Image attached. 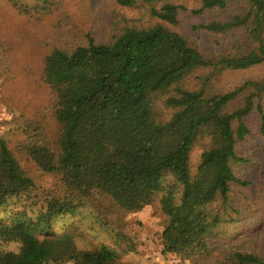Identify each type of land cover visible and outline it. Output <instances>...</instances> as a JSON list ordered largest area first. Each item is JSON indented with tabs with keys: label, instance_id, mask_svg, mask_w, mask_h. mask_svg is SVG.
I'll list each match as a JSON object with an SVG mask.
<instances>
[{
	"label": "trees",
	"instance_id": "obj_1",
	"mask_svg": "<svg viewBox=\"0 0 264 264\" xmlns=\"http://www.w3.org/2000/svg\"><path fill=\"white\" fill-rule=\"evenodd\" d=\"M135 1L116 3L130 8ZM17 2V8L26 6ZM200 3L196 13L236 7L228 20L199 29L216 35L240 30L249 49L205 59L166 27L178 25L179 7L163 3L149 11L158 20L153 26L113 27L104 41L87 36L85 45L54 48L44 57L42 79L60 134L55 148L32 144L26 150L41 171L58 178L59 189L38 195L0 137V242L18 245L17 252L0 251V264H114L111 249L80 250L75 233L56 226L99 198L120 211L138 212L160 195L166 218L162 253L186 259L209 252L230 206V184L247 185L236 178L234 166L244 162L236 146L249 135L244 119L254 110L264 147V79L225 93L204 86L222 72L264 64V0ZM203 69L209 74L200 78L201 87L188 89L189 76ZM239 97L241 105L227 111ZM159 100L170 111L164 119L156 110ZM199 139L207 147L191 172L189 156ZM225 262L264 264V259L232 252Z\"/></svg>",
	"mask_w": 264,
	"mask_h": 264
},
{
	"label": "rangeland",
	"instance_id": "obj_2",
	"mask_svg": "<svg viewBox=\"0 0 264 264\" xmlns=\"http://www.w3.org/2000/svg\"><path fill=\"white\" fill-rule=\"evenodd\" d=\"M17 1L26 6L17 8ZM200 1L136 0L134 6L123 8L116 0H0V137L33 180L38 195L45 197L59 189L58 178L41 171L26 150L32 144L55 148L60 134V126L52 116L51 95L42 79L44 57L54 48L85 45L87 36L104 41L113 27L153 26L158 20L149 11L152 7L159 9L163 3L179 7L178 25L166 27L183 36L205 59L248 50L240 30L216 35L199 29L215 19L228 20L236 7L229 6L222 13H196ZM208 74L207 69L193 72L185 86L197 90L202 85L200 78ZM263 79L264 64L222 72L210 77L204 87L225 93L245 82ZM242 100L239 97L227 111L239 107ZM260 103L264 111V93ZM156 110L163 119L170 115L160 100ZM258 118L254 110L244 119L249 135L236 146V153L244 162L234 166V173L247 185L230 184V206L223 212L220 230L209 241L207 254L185 259L162 253L160 237L166 218L161 212L160 195L138 212L120 211L109 199L99 198L71 218H61L56 226L70 228L80 250L100 246L111 249L116 255L114 264H232L225 262L232 252L264 259V147ZM206 147L207 141L200 139L193 146L189 156L191 172ZM17 250L14 243L0 242V251Z\"/></svg>",
	"mask_w": 264,
	"mask_h": 264
}]
</instances>
